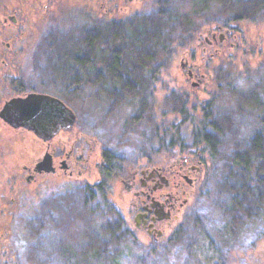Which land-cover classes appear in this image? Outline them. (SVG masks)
<instances>
[{"label": "rangeland", "instance_id": "374dc122", "mask_svg": "<svg viewBox=\"0 0 264 264\" xmlns=\"http://www.w3.org/2000/svg\"><path fill=\"white\" fill-rule=\"evenodd\" d=\"M227 1L167 0V3L174 6L177 13L182 15L181 19L191 22V28L197 30L191 41L176 48L167 66L159 73L158 80L151 86L156 99L160 100L159 112L164 118L170 119L178 115L168 109L169 106L175 105L179 94H185L192 99L190 106L193 107L187 104L184 107L186 111L198 114L202 99H207L215 92V101L211 104L215 113H219L222 119L224 112L236 103L234 94H249L255 90L261 98H264V13L259 12V16H263L262 19L261 17L251 19L244 17L248 15L247 12H241V15L238 14L241 16L239 19L226 25L223 21L230 14L226 9ZM153 3L160 4L159 0H114L112 3L109 0H0V60L10 62L12 56L25 57L24 42L29 38L32 43L38 44L43 43L48 37H56L61 43L79 20L82 18L86 20L89 17L83 14L82 10L89 13H94L95 10L99 15L100 11L115 10L116 14L126 15L141 9L148 11ZM98 7L101 8L100 11ZM48 11H52L51 14ZM214 31L217 36L224 34L225 37L222 38L225 40L224 43L208 48L204 58L201 49H197L191 57L190 51L198 47L201 39L205 43L203 37ZM16 33L21 37L12 45L11 50H6L5 44L11 43L13 40L11 34ZM197 37L201 38L197 40ZM15 49L17 51L14 53ZM215 49L218 53L209 57ZM32 54L28 53L27 56L44 55L39 52L36 55ZM184 56L191 64H196L200 72L207 77L196 88L187 80L185 72L181 69ZM23 64L25 63H22L24 70L26 64ZM226 65L229 68L227 72ZM218 66L220 70L212 69ZM7 70L10 72L9 77ZM28 75L27 70L25 81L19 87V84L16 85L10 79L19 76L17 70L10 71L9 68L0 70V108L5 101L16 95L24 96L21 95L24 92L60 93L65 88L61 79L38 80ZM93 95L90 96L85 91L82 97L74 100L70 95V106L77 114V122L68 130L61 131L56 137L57 142H71L76 137L79 142L87 141V144H93L96 161L99 159V149L106 146L103 142L109 146L113 145L119 151L133 152L138 146L137 138L128 137L126 144H115L119 140L123 141L118 137V133L121 132V123L124 120L126 111L124 106L109 108L107 103H104V99L101 100L100 95ZM164 98L173 101L168 106L165 105ZM193 98L198 101H194ZM175 106L180 107L178 103ZM44 150V144L32 132L23 128H11L0 120V223L10 224L8 232H3L0 228L2 243V246L0 243V252L3 254L0 259L1 264H17L14 255L10 253L13 247L22 246L27 241V235L22 228L26 220L36 223L42 215L51 220L63 219L61 213L63 206L67 205L66 210L67 207L72 209L81 207L82 191L74 193L70 183L74 178L45 176L34 182L26 181L23 166L34 165L42 158ZM188 153L189 148L184 151L181 147L160 149L156 162L167 166L174 161L182 160V157ZM221 175L223 172L217 165L215 171L199 184L202 188L201 195L186 208L188 209L186 218L181 217L176 223L182 230L181 235H176L180 230L174 233L168 229L164 232L162 244L159 242L157 245H152L156 247L155 261L158 264L191 263L189 253L192 250L186 247L182 237L183 232L189 235L194 231L197 233L195 222L202 226L200 229L206 234L207 243L211 245L212 264H264V189L255 199L251 192H247L251 190L240 191L241 196L237 194L236 197L238 193L236 188L233 189L236 193H231L229 185L227 184L226 187L222 184ZM95 178L84 175L81 181H92ZM259 182L264 185V179H260ZM110 186L109 199L111 195L115 206L121 205L122 184H114L113 190L112 185ZM231 199L233 201H230ZM234 201L240 207L238 210H234ZM51 212H54V215ZM120 215L125 220L121 213ZM75 221L77 220H74V223ZM127 227L131 230L128 223ZM52 230V226H47L41 235L45 240V248L51 245L52 237H66L70 231L68 228L66 234L65 231L63 233L57 229V234ZM131 232L142 248L149 247L148 238L143 233L132 230ZM168 237L170 239L172 237V240L166 245ZM124 258L126 264H140L139 259L143 262L148 260L138 249L126 253Z\"/></svg>", "mask_w": 264, "mask_h": 264}, {"label": "trees", "instance_id": "16d2710c", "mask_svg": "<svg viewBox=\"0 0 264 264\" xmlns=\"http://www.w3.org/2000/svg\"><path fill=\"white\" fill-rule=\"evenodd\" d=\"M159 3H153L148 11L141 9L126 15L116 14L115 10L101 12L99 7L100 15L95 10V14L82 10L89 17L86 20L82 18L73 26L56 52L57 57L64 58L62 66L59 64L63 69L57 70L64 73L62 83L71 87L82 84L85 88L100 89V97L109 107L123 104V98L128 97L123 90L147 88L156 78V73H161L167 66L176 48L191 41L197 30L191 28V22L183 21L182 15L167 0H159ZM226 9L230 13L223 21L226 25L239 19L241 12H247L244 17L257 19L261 17L259 12L264 13V0H228ZM48 12L51 14L52 11ZM73 58H80V61ZM90 58H96V61H89ZM76 65L82 68L77 70ZM212 69L217 71L221 68ZM225 69L229 71L227 65ZM92 74L97 77L92 78ZM15 84L21 87L22 81H15ZM255 92L234 94L236 103L224 112L223 119H206L207 110L202 101L198 114L188 113L184 107L187 104L190 106L192 99L179 94L175 105L179 104L180 114L170 119L160 115L159 131L152 127L149 133L152 145L154 139L161 150L181 147L183 151L189 148L193 154H201L203 149L208 148L214 167L220 166L223 172L222 184L226 187L228 184L233 194L236 188V194L240 196L242 191L251 190L247 192H251L255 199L264 189L259 182L264 179V98ZM164 102L168 105L172 101L164 98ZM179 119L186 125H173ZM149 134H144V137ZM142 144L145 145V142L142 141ZM109 190V178L103 177L102 182L86 185L81 190V207H67L66 210L67 205L63 206V219L48 220L42 215L36 223L26 220L22 228L27 241L22 246L13 247L10 255H14L17 264H126V253L138 249L148 258L144 262L139 259L140 264H158L155 261L156 247L149 245L142 248L109 199ZM233 206L234 210L240 208L235 201ZM51 214L54 215V212ZM74 220H77L76 223ZM4 224L1 222L0 228L8 232L10 224ZM47 226H52V231L57 234L58 230L66 234L68 228L70 231L66 237H52L51 245L45 248L41 235ZM200 226L195 222L197 233L194 231L189 235L183 232L182 241L192 250L189 264H212L211 245L207 243L206 234ZM181 233L182 230L176 235ZM171 240L172 237L165 242L166 245ZM2 256L1 253L0 259Z\"/></svg>", "mask_w": 264, "mask_h": 264}, {"label": "flooded vegetation", "instance_id": "af4514ba", "mask_svg": "<svg viewBox=\"0 0 264 264\" xmlns=\"http://www.w3.org/2000/svg\"><path fill=\"white\" fill-rule=\"evenodd\" d=\"M11 35L13 40L11 43L7 42L5 44L6 50H11L12 45L21 37L17 33ZM224 37V34L217 36L215 31L210 35H205L203 37L205 43L201 39L198 47L191 50L189 55L193 57L192 53L197 49H201V54L204 58L208 48H214V46L224 43L225 40H222ZM200 38L197 37V40ZM46 39L43 43L38 44L36 42L32 43L30 38L26 40L24 42L26 56H12L10 62L0 60V70H5L6 68H9L10 71L17 70L19 76L11 77L12 82L17 80L25 81L27 70L31 77H35L38 80L63 78L64 73L57 72V70L63 69L61 63L64 58L56 56L57 49L63 44V41L61 43L58 42L56 37H48ZM16 51L15 49L14 53ZM37 52L44 55L41 57L27 56L28 53L36 55ZM215 53H218L216 49L214 53L209 54V57H212ZM25 59L26 61L24 62ZM73 60L79 62L80 58H73ZM89 61H96V58H90ZM22 63L26 64V70H23ZM76 67L77 70L82 68L79 65H76ZM181 69L185 72L187 80L191 82L194 88L200 86L207 78L205 74L200 72L199 67L196 64H191L185 56L181 61ZM6 73L9 77V70ZM90 76L92 78L97 77L96 74ZM158 76L159 72L156 73V78L149 83L147 88L123 90L128 96L123 98V104L121 105L124 106L126 111L118 137L123 139V141L119 140L115 144H126L129 138H137L138 146L133 152L119 151L113 145L109 146L106 142H103L106 146H102L99 149V159L96 161L93 144H87V141L79 142L76 137L71 142H57V135L61 131L75 126L77 122V114L70 106V95H72L73 100L74 98L82 97L85 91L90 96L93 94L95 96L102 95L100 89L85 88L82 84L71 87L63 83L67 89L64 88L60 93L46 94L58 99L72 110L75 119L70 127L59 129L49 140H41L45 146L42 157L44 155L48 156L49 167L52 169L49 172L35 171V163L32 166H23L22 168L27 182H34L38 178L45 176L74 178L70 182L74 193L81 192L86 185L102 182L103 177L109 178V187L112 185V190L114 184L121 183L122 199L120 200L122 204H118L115 207L125 217V221L130 225L132 231L141 232L148 238L147 244L149 245H157L159 242L162 244L164 232L168 229H171L174 233L180 230V226L176 225V223L181 217L182 219L186 218L188 213L186 208L197 199V196L201 195L202 188L199 184L205 181L216 169L208 148L203 149L204 151L201 154L198 152L193 154L189 151L188 154L182 157V160L174 161L173 164L167 166H162L156 162V157L160 154V146L157 140L154 139L152 145L149 133L152 127L156 129V132L159 131L160 125V100L156 99L151 89L152 84L158 80ZM78 80L81 79L79 78ZM106 93H110V91H106ZM25 94L27 92L21 95ZM212 94L207 99H202L207 110L206 119H215L220 116L219 113H215V109L211 104L215 101L214 95L216 93ZM137 95H141L143 98L135 99L134 96ZM101 100L103 99L101 98ZM136 102L138 103L137 105L134 104ZM109 108L116 107L110 106ZM168 110L180 114L181 108L174 105L172 107L169 106ZM180 117L182 118L181 115ZM173 125L182 127L186 124L179 119L175 120ZM146 133L149 134L147 138L144 137ZM142 141L145 142V145L142 144ZM84 175L89 176V178H96L92 181H81V177ZM236 197H238L237 194ZM110 199L116 205L111 195ZM168 239L170 238L168 237Z\"/></svg>", "mask_w": 264, "mask_h": 264}, {"label": "water", "instance_id": "95a60500", "mask_svg": "<svg viewBox=\"0 0 264 264\" xmlns=\"http://www.w3.org/2000/svg\"><path fill=\"white\" fill-rule=\"evenodd\" d=\"M11 20L14 21L13 18ZM74 119L72 110L58 99L43 93L31 92L13 97L0 108L3 123L14 129H26L42 141L52 138L59 129L70 127ZM47 158L44 155L35 163V171L49 172L52 169Z\"/></svg>", "mask_w": 264, "mask_h": 264}]
</instances>
